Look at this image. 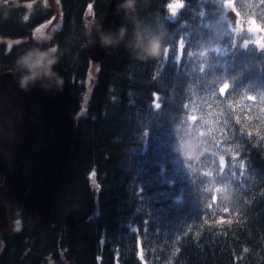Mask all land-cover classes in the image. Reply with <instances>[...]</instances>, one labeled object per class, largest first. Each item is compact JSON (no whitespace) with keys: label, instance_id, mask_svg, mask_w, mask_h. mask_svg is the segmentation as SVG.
Masks as SVG:
<instances>
[{"label":"trees","instance_id":"trees-1","mask_svg":"<svg viewBox=\"0 0 264 264\" xmlns=\"http://www.w3.org/2000/svg\"><path fill=\"white\" fill-rule=\"evenodd\" d=\"M109 1L60 0L52 44L71 83L72 153L48 226L5 199L21 227L2 232L0 264H264V0H178L172 18L173 0H136V19L166 29L160 55L107 49L78 116L87 33ZM52 15L0 8V36L25 39L0 44V73L18 79L16 57L45 48L28 37ZM191 140L198 155L175 151Z\"/></svg>","mask_w":264,"mask_h":264},{"label":"water","instance_id":"water-1","mask_svg":"<svg viewBox=\"0 0 264 264\" xmlns=\"http://www.w3.org/2000/svg\"><path fill=\"white\" fill-rule=\"evenodd\" d=\"M122 2L110 0L102 19L90 25L95 43L89 41L88 54L93 63L107 51L100 46L97 26L116 31L125 18L123 12L116 15V5ZM226 17L236 25L233 9ZM54 70L64 78L62 91L42 88L41 82L23 91L12 72L0 73V233L9 227L8 197H14L22 209L33 210L40 226H48L52 219V202L72 153L75 124L67 71L61 61Z\"/></svg>","mask_w":264,"mask_h":264},{"label":"clouds","instance_id":"clouds-1","mask_svg":"<svg viewBox=\"0 0 264 264\" xmlns=\"http://www.w3.org/2000/svg\"><path fill=\"white\" fill-rule=\"evenodd\" d=\"M10 0H0V8H6ZM136 11V0H123L116 5V15L124 13L126 19L131 18L134 23L133 34L128 36V29L122 23L116 31L111 29L101 30L102 26H97L96 34L102 48L109 49L123 44L131 56L140 60L155 58L160 55V50L166 38V29L161 27L153 28L136 19L133 14ZM7 18V14H5ZM89 41L95 43L92 33H87ZM217 39H222V33H214ZM62 53L57 46L42 48L30 47L21 52L15 59L14 69L18 75L17 86L23 91L34 88L37 82H41V87L45 89L56 88L63 90L64 78L58 71L54 70L61 59ZM199 144L195 140L181 141L175 146V151L181 156L191 152L199 154ZM225 199H230L231 193L223 192Z\"/></svg>","mask_w":264,"mask_h":264},{"label":"rangeland","instance_id":"rangeland-1","mask_svg":"<svg viewBox=\"0 0 264 264\" xmlns=\"http://www.w3.org/2000/svg\"><path fill=\"white\" fill-rule=\"evenodd\" d=\"M31 4V8L27 5ZM179 1L173 0L169 6V12H171L170 17L172 18L175 14V11L179 8ZM8 6L17 7L22 10V19L28 20L31 13L39 8H48L53 11V15L45 19L43 22L39 23L31 32V35L28 37L32 40L39 42L42 45H45V48L55 46L52 44V36L56 30L60 27L61 22V7L60 0H10ZM25 17H28L25 19ZM40 28L43 35L36 32V29ZM23 38H9L0 36V44L4 45L6 50H10L15 44H19L24 41ZM98 66L97 63H91L89 75L86 80V92L83 97V108L78 116L85 114L84 106L88 99L91 87L93 85ZM21 222L19 218L9 220V227L5 230L7 233L16 232L20 229ZM4 246L3 233H0V253Z\"/></svg>","mask_w":264,"mask_h":264},{"label":"snow or ice","instance_id":"snow-or-ice-1","mask_svg":"<svg viewBox=\"0 0 264 264\" xmlns=\"http://www.w3.org/2000/svg\"><path fill=\"white\" fill-rule=\"evenodd\" d=\"M27 7L31 8V4L27 5ZM28 17H25V19H27ZM253 27H255V25H253ZM37 33H40L41 35H43L42 31L40 28L36 29ZM94 176V175H93ZM101 243H103V241H101Z\"/></svg>","mask_w":264,"mask_h":264},{"label":"bare ground","instance_id":"bare-ground-1","mask_svg":"<svg viewBox=\"0 0 264 264\" xmlns=\"http://www.w3.org/2000/svg\"><path fill=\"white\" fill-rule=\"evenodd\" d=\"M108 4H109V2H108ZM108 6V5H107Z\"/></svg>","mask_w":264,"mask_h":264}]
</instances>
